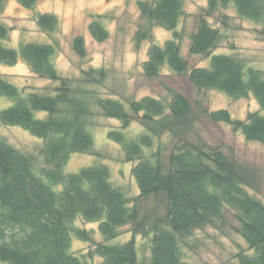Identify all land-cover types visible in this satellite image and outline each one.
Segmentation results:
<instances>
[{
    "label": "trees",
    "instance_id": "obj_1",
    "mask_svg": "<svg viewBox=\"0 0 264 264\" xmlns=\"http://www.w3.org/2000/svg\"><path fill=\"white\" fill-rule=\"evenodd\" d=\"M26 9H35L39 0H18ZM5 0H0V10ZM183 0H154L139 3L143 15L167 30L173 37L163 45L152 44L143 68L154 78L164 67L186 73L187 59L182 55L179 21L184 14ZM234 5L240 16L261 22L264 32V0H209L197 16L196 30L190 36L189 52L210 57V65L193 67L189 80L200 90L215 89L233 98L253 94L260 109L245 120L235 119L226 108L209 111L214 122H226L241 131L249 141L264 144V77L254 66H246L233 54L215 53L223 36L211 25L209 17L221 8ZM37 23L46 31L58 26L52 13H39ZM11 27L0 21V62L13 65L24 60L37 76L59 84L54 93L26 92L0 73V97L12 103L0 111V121L17 125L44 139L39 150L45 166L36 170V156L23 152L0 138V261L10 264H87L84 255L72 251L74 238L95 246L93 253L102 264H193L182 257V242L196 229L223 228L226 212L232 210L240 226L236 230L248 247L235 256L238 264H264V204L250 188L253 172L223 151L204 142H195L190 133L196 115L188 98L171 91L164 101L145 96L123 101L93 93L90 84L101 83L103 69L83 70L74 80L61 75L54 63L56 46L48 42H24L19 49L3 44ZM99 42L109 32L99 21L89 27ZM138 40L150 38L149 28L138 32ZM73 48L86 55L85 39L77 35ZM109 118L120 120L121 127L111 129L108 137L119 143L124 160L136 161L132 174L140 192L129 198L111 181L105 163L65 173L64 166L73 153H95L94 136L89 130L93 108ZM38 112H45L43 117ZM143 127L135 136L127 131L132 122ZM169 134L175 143L169 154L161 142ZM157 144V148L154 147ZM146 150H149L146 153ZM60 189H55L60 186ZM155 195L158 206L142 214L141 199ZM78 220L99 223L102 241L93 237V229L76 225ZM132 224L133 236L126 242L109 244L120 228ZM150 238L149 262L139 260L135 235Z\"/></svg>",
    "mask_w": 264,
    "mask_h": 264
},
{
    "label": "rangeland",
    "instance_id": "obj_2",
    "mask_svg": "<svg viewBox=\"0 0 264 264\" xmlns=\"http://www.w3.org/2000/svg\"><path fill=\"white\" fill-rule=\"evenodd\" d=\"M154 0H39L35 9L24 8L18 0H5L0 10V21L11 27V34L3 44L19 49L24 42H48L56 46L54 63L61 75L79 79L83 70L103 69L105 78L101 83L90 84L87 87L98 95L112 97L128 104L145 96H153L164 101L171 99V91L183 93L190 101L196 119L190 137L195 142H204L209 146L223 151L230 158L248 167L254 175V186L249 190L264 204V144L249 141L244 134L235 130L226 122H214L209 117V111L226 108L235 119L245 120L252 111L260 109L253 94L244 98H233L224 92L208 89H198L188 77L193 67L210 65V57L194 55L189 52L190 36L196 30L197 16L205 11L209 0H183L184 14L177 30L180 32L182 55L189 63L186 73H176L169 67H164L161 74L151 78L146 76L143 63L148 59V51L152 44L163 45L173 37V31L150 22L142 13L139 3ZM52 13L58 18V26L53 31L42 29L37 23L39 13ZM99 21L108 30L109 37L103 42L97 41L90 33V24ZM211 25L222 32V42L214 50L215 53L233 54L241 58L246 66H254L263 72L264 77V32L263 24L239 15L234 5L221 8L209 17ZM149 28L150 38L138 40V32ZM82 35L86 44V55L80 56L73 48V39ZM0 73L23 88L26 92L38 91L54 93L59 84L41 78L34 74L30 66L19 60L13 65L0 62ZM12 100L1 96L0 111L8 107ZM89 120V130L94 136L95 153H73L64 166L65 173L78 172L82 167L95 163H105L111 170V181L129 198H134L140 192L135 177L132 174L134 162L124 160L122 147L108 137L111 129L121 127V122L101 113L99 108H93ZM45 112H38L43 117ZM143 130L137 121L128 128V135L135 136ZM0 138L22 150L36 156L37 172L45 163L39 150L44 139L31 134L24 128L6 125L0 121ZM161 142L165 145L166 154L171 152L175 139L166 134ZM157 148V144L154 149ZM149 150H146L148 153ZM56 186L55 189H60ZM158 213H164L163 205L158 197L151 195L141 199V211L144 214L154 206ZM227 223L219 229L212 226L196 229L182 242L183 259L193 264H238L236 254L247 249L248 244L236 230L240 224L234 212H226ZM76 225L93 229L96 241H102L103 236L97 222L78 220ZM132 224L120 228L121 234L109 244H119L128 241L133 233ZM139 260L149 262L151 257L150 238L141 234L135 235ZM72 251L83 256L87 264H102V258L90 251L93 244L74 238ZM0 264H10L0 261Z\"/></svg>",
    "mask_w": 264,
    "mask_h": 264
},
{
    "label": "water",
    "instance_id": "obj_3",
    "mask_svg": "<svg viewBox=\"0 0 264 264\" xmlns=\"http://www.w3.org/2000/svg\"><path fill=\"white\" fill-rule=\"evenodd\" d=\"M107 1H110V0H107Z\"/></svg>",
    "mask_w": 264,
    "mask_h": 264
}]
</instances>
